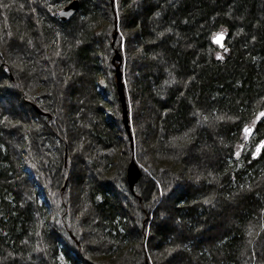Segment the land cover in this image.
<instances>
[{"label": "trees", "instance_id": "obj_1", "mask_svg": "<svg viewBox=\"0 0 264 264\" xmlns=\"http://www.w3.org/2000/svg\"><path fill=\"white\" fill-rule=\"evenodd\" d=\"M72 1L0 0V264H264V0Z\"/></svg>", "mask_w": 264, "mask_h": 264}, {"label": "water", "instance_id": "obj_2", "mask_svg": "<svg viewBox=\"0 0 264 264\" xmlns=\"http://www.w3.org/2000/svg\"><path fill=\"white\" fill-rule=\"evenodd\" d=\"M80 10L79 0H73L68 5L63 7L57 12V18L62 22H69ZM118 31L116 30L113 36V44L117 38ZM226 34L218 33L213 37V43L218 45L221 49L225 48ZM113 65H115V82H116V92L122 108V117L125 130L128 134V137L131 142V147L134 148V137L132 133V127L130 125V112L128 108V100L125 91V81L124 74L122 70L123 56L118 49L114 50V56L112 59ZM8 71V69H6ZM10 77L14 79L13 75L10 73ZM248 133H251V129L248 130ZM127 182L129 188L132 192L135 191V186L139 183L142 177V169L133 158L127 167Z\"/></svg>", "mask_w": 264, "mask_h": 264}, {"label": "rangeland", "instance_id": "obj_3", "mask_svg": "<svg viewBox=\"0 0 264 264\" xmlns=\"http://www.w3.org/2000/svg\"><path fill=\"white\" fill-rule=\"evenodd\" d=\"M118 31V33L120 32V30H119V28H118V24H116V27H115V29H114V33H115V31ZM11 73V72H10ZM12 74V73H11ZM13 75V74H12ZM14 77V76H13ZM131 115V114H130ZM131 117V116H130ZM134 158H135V160H136V162L138 163V165L141 167V169H142V165H141V163L140 162H138V160H137V157H136V155L134 156ZM144 168V167H143ZM148 193L149 194H147V195H150L151 193H152V191H148Z\"/></svg>", "mask_w": 264, "mask_h": 264}, {"label": "snow or ice", "instance_id": "obj_4", "mask_svg": "<svg viewBox=\"0 0 264 264\" xmlns=\"http://www.w3.org/2000/svg\"><path fill=\"white\" fill-rule=\"evenodd\" d=\"M261 115H264V114H261Z\"/></svg>", "mask_w": 264, "mask_h": 264}, {"label": "flooded vegetation", "instance_id": "obj_5", "mask_svg": "<svg viewBox=\"0 0 264 264\" xmlns=\"http://www.w3.org/2000/svg\"><path fill=\"white\" fill-rule=\"evenodd\" d=\"M33 107V106H32Z\"/></svg>", "mask_w": 264, "mask_h": 264}]
</instances>
